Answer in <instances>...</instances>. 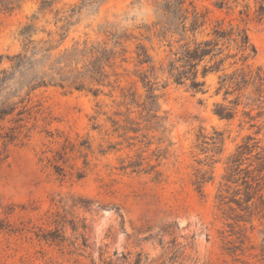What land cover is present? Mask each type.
Segmentation results:
<instances>
[{"label":"rangeland","instance_id":"rangeland-1","mask_svg":"<svg viewBox=\"0 0 264 264\" xmlns=\"http://www.w3.org/2000/svg\"><path fill=\"white\" fill-rule=\"evenodd\" d=\"M9 1L12 9L0 12V70L22 51L26 24L35 41L59 44L53 55L83 41L119 42L126 60L115 62L119 87L112 91L104 87L94 96L40 87L0 121V264H264V202L254 198L246 212L215 198L226 157L256 130L240 127V116L225 121L213 114L220 99L212 95L215 77L207 78L205 94L170 80L161 88L165 73L151 77L167 116L164 130L145 129L140 109L121 104L127 89L139 102L146 94L137 75L148 68L137 64V46H145L155 68L178 47V35L160 31L164 0ZM258 2L264 5L227 0L218 8L213 0H186L185 6L205 14L197 38L218 23L245 28L256 48L249 64L264 68ZM16 94L10 100L25 90ZM126 116L140 122L139 131L123 134ZM259 124L255 136L264 145V115ZM122 160L156 164L159 175L121 170ZM55 229L61 241L40 237Z\"/></svg>","mask_w":264,"mask_h":264},{"label":"trees","instance_id":"trees-1","mask_svg":"<svg viewBox=\"0 0 264 264\" xmlns=\"http://www.w3.org/2000/svg\"><path fill=\"white\" fill-rule=\"evenodd\" d=\"M185 1L164 0L160 31L162 34L178 35L175 40L178 47L165 64L155 68L145 46L138 45L137 64L148 68L137 75L146 88V94L139 102L135 92L127 89L122 92L124 100L121 104L134 105L140 109L138 118L145 123V129L164 130L167 116L160 113V95L155 92L157 82H153L151 77L156 79L157 72L165 73L167 79L160 85L161 88L170 80L176 85L185 86L193 94H205L210 87L207 78L214 76L212 95L220 99L213 104V114L225 121L240 116V127L248 124L250 129H256L254 135H246L226 157L224 173L215 195L219 206L234 204L239 210L247 212L254 198L260 203L264 202V145L255 136L260 132L259 121L264 115V68L249 64L256 55V48L245 28H224L218 23L207 36L197 38L196 34L205 24V14L194 6L191 9L185 6ZM226 3L227 0H213L218 8ZM10 5L9 0H0V12L10 11ZM255 14L258 20L264 21V5L261 2H258ZM33 29L32 24L22 28L21 35L25 40L22 51L7 57L11 62L9 68L0 70V121L12 115L25 96L40 87L52 85L87 91L94 96L102 93L104 87H110L111 91L119 87L118 74L114 71L115 62L117 59L126 60L125 50L117 48L119 42L109 45L107 42L83 41L53 55L59 44L52 46L49 41H35L31 38ZM47 44L49 46L45 47ZM17 89L25 90L24 96H19L16 101L10 100L17 95ZM23 111L19 110L17 115ZM125 113L133 111L127 108ZM125 122L123 134L140 130V122L135 118L126 116ZM215 134L220 136L219 132ZM217 136L212 138L214 144L220 142ZM6 137L12 140V136ZM248 160L249 163L245 165ZM121 163V170L154 172L155 176L159 175L155 170L156 164H147V168H142L141 160H130L127 164L122 160ZM55 167L59 174L61 168ZM82 176L80 171H76L77 179ZM202 181H196L198 188ZM40 237L61 241L63 236L55 229Z\"/></svg>","mask_w":264,"mask_h":264}]
</instances>
